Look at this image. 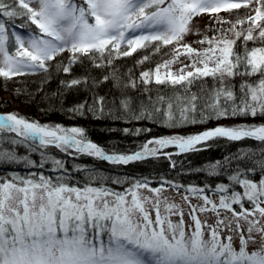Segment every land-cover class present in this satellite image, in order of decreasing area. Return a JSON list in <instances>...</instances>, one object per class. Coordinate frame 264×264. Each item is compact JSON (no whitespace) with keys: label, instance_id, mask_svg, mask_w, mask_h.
Segmentation results:
<instances>
[{"label":"snow or ice","instance_id":"1","mask_svg":"<svg viewBox=\"0 0 264 264\" xmlns=\"http://www.w3.org/2000/svg\"><path fill=\"white\" fill-rule=\"evenodd\" d=\"M251 2L11 0V3H5L0 0V15L9 20L26 16L39 29L38 34H30L26 40L13 33L18 47L10 52L6 46L5 23L0 22V77L11 79L47 73L50 67L47 62L65 51L71 53V58L62 71L69 73L72 65L81 62V57H88L100 68L105 66L103 61L111 65L114 59L131 56L140 49H151L155 54L161 47L175 44L176 57L181 54L182 47L192 60L189 66L193 71L185 72L182 68L179 73H173L170 66L175 62L174 58L157 64L154 70L141 73L145 85L154 82L156 85L181 86L185 93L177 94L175 101L163 96L156 100L149 98L155 112L163 110L166 126L236 116L264 118V47L247 48L248 41L264 42V24L260 23L264 21V4L256 9L254 17L249 18L248 29L235 32L236 39L244 38L243 54L234 50L235 39L205 38L200 43L206 42L209 47L202 52L180 44L191 30L194 17L202 13L231 12ZM257 29L258 34H254ZM149 59L150 55L146 54L140 62ZM237 76L258 79L241 83L237 95L233 90L235 86L230 83ZM205 77H211L218 86L204 96L191 93L195 81ZM108 79V76L104 77V80ZM62 84L74 88L87 86L88 80L74 78L62 81ZM114 86L119 87L118 82ZM128 86L134 88L136 83L131 81L130 85H125ZM198 101L204 102L199 104ZM108 103L103 96L94 97L92 105L85 102L71 111L81 115L89 111L100 118ZM111 103L118 111L130 110L129 98L122 97L118 105L115 101ZM141 109L138 119L146 118L147 107L143 101ZM151 116L152 112L147 111V118ZM3 132H14L23 137V141L38 142L40 147L51 145L62 151L75 149L101 161L125 165L156 157L162 149L173 146L178 149L176 154L199 151L195 146L210 140H251L258 144L227 160L228 164L235 160L243 166V169L237 167L228 177L232 184L241 186L243 192L233 190L230 196L222 195L218 205L204 195V204L190 212L192 224L187 227L182 209L162 197L163 188H149L144 181H136L124 192L102 186H72L59 177L55 183L44 176H40L39 181L20 177L0 181V264H264V224L260 222L264 220V124L218 125L194 135L163 137L149 141L141 151L133 154H107L87 140L79 127H49L14 114L0 116V133ZM168 155L171 157L172 153ZM18 159L13 152L0 149V164ZM55 163L62 166L60 161ZM222 167L224 165L217 162L209 167L208 174L217 176ZM256 176L258 180L254 178ZM113 183L120 184L121 181L114 180ZM140 189L154 193V198L145 197ZM188 191L202 194L204 189L189 188ZM216 191L227 193L228 187L221 184ZM245 200L251 208H245ZM233 205H239V208L235 209ZM220 209L232 213L235 228L232 221L226 224L224 219H217L215 224H209L196 215L197 211H211L219 217ZM152 211H155L154 219ZM172 216L179 219L174 222ZM241 220L248 225L246 236ZM225 229L237 233L238 247H234L231 235L222 237ZM253 232L261 236V243L255 250L250 249V245L256 243Z\"/></svg>","mask_w":264,"mask_h":264},{"label":"trees","instance_id":"2","mask_svg":"<svg viewBox=\"0 0 264 264\" xmlns=\"http://www.w3.org/2000/svg\"><path fill=\"white\" fill-rule=\"evenodd\" d=\"M5 3H11V0H5ZM245 9L246 7H241L238 11H231L227 15L231 19L244 18L248 12V9ZM6 20L12 23L16 20L15 25L21 22L16 17L12 20L6 17ZM27 22L28 25H25V28L34 26L30 21ZM247 22H243L236 32L248 29ZM260 23L264 24V21ZM252 27L255 28V25ZM218 34L217 39L223 38L221 33ZM254 34H258V29ZM226 38L235 39L234 50L243 54L245 47L243 36L236 39L235 34H229ZM253 47H264V42L248 41L247 48L250 50ZM174 49V45H168L161 47L160 51L155 54L151 49H140L131 56L114 59L111 65L103 61L105 66L100 68L95 67L88 57H81V62L72 65L69 73L63 72L62 69L68 65L71 54L61 53L54 60L47 62L50 65L47 73L38 72L34 75L15 76L11 79L0 77V92L9 94L11 100L22 108V113L26 114V116L22 113L14 115L49 127H79L83 129L87 140L98 144L109 154H133L140 151L142 146L151 140L194 135L218 125L264 124V118L236 116L219 120L209 119L204 123L183 124L177 127L166 126L163 110L155 112L149 103V98L156 100L158 96H163L175 101L177 94L185 95V93L181 91V86L156 85L154 82L145 85L142 83L141 73L149 69L154 70L157 64L166 62ZM146 54L150 55V59L141 63L140 61ZM105 76L109 79L104 80ZM74 78H87L88 85L66 88L62 84V81H70ZM257 79L258 77L237 76L230 83L235 86L233 90L239 95L241 83ZM131 81L136 83V87H125L126 84L130 85ZM93 82H96L95 86ZM117 82L119 87L114 86ZM217 86V82L211 77H205L195 81L191 86V93L204 96ZM100 96L105 97V100L109 102L104 115L100 118L89 111H85L83 115L71 111L85 102L89 106L92 105L93 98ZM122 97L131 100L130 110L118 111L111 103L115 101L118 105ZM141 101L146 105L147 111L152 112L150 118H147V111L145 112L146 118H136L142 111ZM166 102L167 100L165 106ZM203 102L198 101L199 104ZM11 104L0 101V110L12 111ZM176 115L179 118L178 112ZM0 137L3 138L0 139V149L13 152L19 158L15 162L0 164L1 181L10 179L13 173H19L24 177L39 173L52 180L53 183L59 177L63 182L72 186L81 188L85 185L102 186L117 192H124L126 188L139 180L147 182L151 188L178 185L184 191L189 188L204 189L201 195L208 197L221 184L241 189V186L232 184L228 177L234 174L237 167L243 169V166L235 160L228 164L227 160L258 144L251 140L239 142H228L223 139L210 140L200 145L199 151L176 154L175 151L169 149L165 154L172 153L171 157L157 155L127 165H115L93 156L74 154L70 150L62 151L51 145L40 147L38 142L23 141V137H18L14 132L0 133ZM12 140L23 142L13 144ZM55 161H60L62 166H58ZM217 162L223 164L224 167L218 169L219 175L210 176L208 169ZM249 176L251 177L252 174L249 173ZM254 178L259 179L258 176ZM31 179L39 181L37 178ZM114 180H120L121 183H113Z\"/></svg>","mask_w":264,"mask_h":264},{"label":"rangeland","instance_id":"3","mask_svg":"<svg viewBox=\"0 0 264 264\" xmlns=\"http://www.w3.org/2000/svg\"><path fill=\"white\" fill-rule=\"evenodd\" d=\"M78 2H80V0H78ZM262 4H264V0H252V2L246 6L245 10L248 9V12L245 14L246 17L240 18V19L229 18L227 13L229 14L230 12H225V11H221L218 14H216V13H213V14L202 13V14L193 18V20L191 21V24H190L191 30L184 36V38L180 42V44L181 45H188V46L192 47L193 49L202 52L203 50L207 49L209 47V45L206 42L200 43V41L205 40V38H207V39L218 38L219 37L218 33H221L223 38H226L229 34H232V35L235 34V32L238 31V29L242 25V23H238V21L247 22L249 17L256 15V9L261 7ZM32 6L36 7V5H32ZM239 9H234L232 11H235V10L238 11ZM16 18H17V20L21 21L17 25H15V23L17 22L16 20H14L12 23V22L7 21L6 17L0 15V22L5 23L6 34L8 35V40L6 41V46L9 48L10 52H14L15 47H18L15 45V36L13 35V33L20 35L25 40L28 38V36L30 34H38L39 33V29H37L35 25L33 26L35 29L32 26H27L25 28V25H28L27 21H30L27 17L18 16ZM26 22H27V24H26ZM247 23H248L247 26H250L249 22H247ZM233 25H235L234 31L232 30ZM29 27H30V29H29ZM27 29H29V30H27ZM198 39H199V41H198ZM172 45H174V47L176 48L175 44H172ZM180 52H181V54L178 57H176V53L173 50L171 55H169V57H167V61L173 60L175 58V62L172 63L170 66L171 71L173 73H179L180 69H182V68L184 69L185 72L193 71V69L189 66L192 63V60L189 59V57L186 53H184V49L182 47L180 48ZM63 53H69V52L65 51ZM192 59H196V57H193ZM197 66H202V65L197 64ZM0 101L12 103L11 104L12 111L0 110V113L6 114V115H8V114H17L18 115L19 113H22V108H20L18 103H14L11 100V97L9 94H2L0 92ZM22 114H23V116H26L25 113H22ZM24 118H26V117H24ZM242 123H244V122H242ZM231 125H235V124H231ZM152 146H154V145H149V147H152ZM170 149H173V148H170ZM68 150H70L74 154L87 155L86 153H78L75 151V149H68ZM167 150H169V148L162 149L158 155L159 156H169L168 154H165V152ZM175 152L177 153L178 150L175 149ZM40 176H44V175H40L38 173V174L33 175V176L25 175V177H24V176L20 175L19 173H13V174H11V178L6 179V180L11 181L13 179V177H20L21 179L37 178L39 180ZM17 183H19V181H17ZM231 186H233V185H231ZM227 187H228L227 193H221V192H217L215 190L209 196V198L218 205L220 197L222 195H229L230 196L233 190H235L236 192H241V193L243 192L242 187H241V189H238L235 186H233V187L227 186ZM149 188H151V187H149ZM160 188H163V191H162V197L163 198H166V200L169 203H175L176 205H178L182 209V211L184 213L185 226L187 227V226L191 225L192 224V218H191L190 212L192 211L193 208L199 209L204 204V200L202 198L203 195L189 192L187 189H186L187 192H185L186 190L184 191L183 189H181L179 187L174 188V187L170 186V187H160ZM139 191L145 197H148L149 199L154 198V193L148 191L147 189H140ZM185 197H188V199L186 200ZM146 206L149 208L151 207V205H146ZM244 206H245V208H251L252 207V205L246 200L244 201ZM209 207H210V205H209ZM262 207H264V205H262ZM233 208L238 209L239 205H233ZM161 213L163 214V205L161 206ZM151 215H152V218L154 219L155 218V211H152ZM196 215L202 221H206L209 224H215L217 219H224L226 224L229 221H232V227L233 228L236 227L235 221L232 218V213L227 212L224 209H220V216L219 217H217L216 214L211 212V211H205V212L197 211ZM171 219L175 222L179 219V217L178 216H172ZM260 222H261V224H264V220H261ZM240 223H241L242 229L244 231V234L246 236L248 225L243 220H241ZM205 233H206L205 238L207 239L208 238L207 237V229H205ZM221 235H222V237L231 235L233 237L234 247H238L239 236L237 235V233L229 232L227 229H225ZM253 236L256 240V243H255V245H250L251 250H255V248L259 247V245L261 243V236L259 234L253 232Z\"/></svg>","mask_w":264,"mask_h":264},{"label":"water","instance_id":"4","mask_svg":"<svg viewBox=\"0 0 264 264\" xmlns=\"http://www.w3.org/2000/svg\"><path fill=\"white\" fill-rule=\"evenodd\" d=\"M2 115H5V114H2ZM202 143H204V142H202ZM95 144H96V143H95ZM198 145H199V144H198ZM98 146H99V145H98ZM196 146H197V145H196ZM196 146H195V147H196ZM99 147H100V146H99ZM173 147H174V146H173ZM148 158H150V157H148ZM146 159H147V158H146Z\"/></svg>","mask_w":264,"mask_h":264},{"label":"bare ground","instance_id":"5","mask_svg":"<svg viewBox=\"0 0 264 264\" xmlns=\"http://www.w3.org/2000/svg\"><path fill=\"white\" fill-rule=\"evenodd\" d=\"M0 116H4V115H1V114H0Z\"/></svg>","mask_w":264,"mask_h":264}]
</instances>
